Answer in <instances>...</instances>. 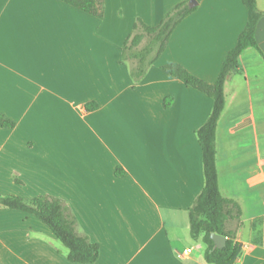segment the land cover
Here are the masks:
<instances>
[{
  "label": "crops",
  "instance_id": "crops-1",
  "mask_svg": "<svg viewBox=\"0 0 264 264\" xmlns=\"http://www.w3.org/2000/svg\"><path fill=\"white\" fill-rule=\"evenodd\" d=\"M183 1L104 0L98 18L60 0H0V115L14 123L0 126V195L60 198L99 244L95 262H70L35 215L0 206V264H209L188 209L204 183L195 131L212 100L161 66L212 83L247 9L196 0L137 82L121 59L135 19L156 25ZM256 5L262 55H239L215 135L219 191L241 209L227 222L233 264H264V0ZM91 101L97 108L86 110Z\"/></svg>",
  "mask_w": 264,
  "mask_h": 264
},
{
  "label": "trees",
  "instance_id": "trees-1",
  "mask_svg": "<svg viewBox=\"0 0 264 264\" xmlns=\"http://www.w3.org/2000/svg\"><path fill=\"white\" fill-rule=\"evenodd\" d=\"M60 1L92 16L98 18L103 16L104 0ZM242 2L247 9L245 26L239 33L235 45L225 53L219 72L212 83L203 81L177 63L161 66L163 71L205 93L212 100L209 115L195 131L201 148L204 183L188 209L189 235L194 240L200 239L205 245L203 258L209 264H233L239 253V247L234 241L235 232L227 228V222L230 220L238 222L241 209L236 201L224 197L219 191L215 163V135L217 121L225 103L224 84L227 77L238 69V57L245 48L254 47L260 52L255 40V27L262 13L257 9L256 0H242ZM195 8L196 6L189 5L187 0L180 2L156 25H147L140 18L135 19L131 32L123 40L121 50V59L129 64V74L134 82L144 76L147 68L164 51L173 29ZM171 102V96L164 98L166 107ZM96 108L97 103L93 101L85 104L86 110ZM0 126L12 127L14 123L0 115ZM115 173L122 175L123 170L117 167ZM0 206L35 215L66 247V257L70 262L93 263L97 260L99 244L90 241L86 234L77 231L75 216L60 198L46 196L24 199L17 195L6 194L0 195ZM210 233L225 236L224 246L216 247L210 238Z\"/></svg>",
  "mask_w": 264,
  "mask_h": 264
},
{
  "label": "water",
  "instance_id": "water-1",
  "mask_svg": "<svg viewBox=\"0 0 264 264\" xmlns=\"http://www.w3.org/2000/svg\"><path fill=\"white\" fill-rule=\"evenodd\" d=\"M196 0H191L190 1V5H195L196 4ZM210 238L213 240L214 245L218 248H221L224 246L225 244V236L218 234V233H210Z\"/></svg>",
  "mask_w": 264,
  "mask_h": 264
},
{
  "label": "built area",
  "instance_id": "built-area-1",
  "mask_svg": "<svg viewBox=\"0 0 264 264\" xmlns=\"http://www.w3.org/2000/svg\"><path fill=\"white\" fill-rule=\"evenodd\" d=\"M187 251H190V249H187Z\"/></svg>",
  "mask_w": 264,
  "mask_h": 264
},
{
  "label": "rangeland",
  "instance_id": "rangeland-1",
  "mask_svg": "<svg viewBox=\"0 0 264 264\" xmlns=\"http://www.w3.org/2000/svg\"><path fill=\"white\" fill-rule=\"evenodd\" d=\"M191 0H189L188 2L190 3Z\"/></svg>",
  "mask_w": 264,
  "mask_h": 264
}]
</instances>
